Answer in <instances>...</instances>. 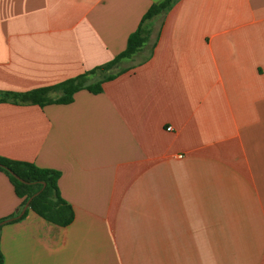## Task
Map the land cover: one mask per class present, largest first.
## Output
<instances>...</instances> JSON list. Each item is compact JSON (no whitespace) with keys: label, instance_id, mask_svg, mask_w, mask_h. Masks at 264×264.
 Masks as SVG:
<instances>
[{"label":"crops","instance_id":"obj_1","mask_svg":"<svg viewBox=\"0 0 264 264\" xmlns=\"http://www.w3.org/2000/svg\"><path fill=\"white\" fill-rule=\"evenodd\" d=\"M159 1L0 0V91L111 60ZM141 27L99 92L0 102V156L57 170L74 213L0 224L2 264H264V0H171ZM20 209L0 170V220Z\"/></svg>","mask_w":264,"mask_h":264},{"label":"trees","instance_id":"obj_2","mask_svg":"<svg viewBox=\"0 0 264 264\" xmlns=\"http://www.w3.org/2000/svg\"><path fill=\"white\" fill-rule=\"evenodd\" d=\"M170 2L171 0H161L151 4L142 15L138 27L129 34L125 48L111 60L52 85L36 87L25 91H0V102L33 103L38 105L51 102L68 103L72 100L74 92L78 89L86 88L94 93L99 92L101 90V83L104 80L111 79L117 73L126 70V67L115 69L119 61L123 58L131 57L148 39V31L141 27V23L164 11ZM97 72H101L100 78L88 83V75ZM51 91L58 93L56 96H50L49 93ZM0 170L6 174L13 185L15 194L21 199V208L28 198L31 197L28 204L29 209L45 220L60 226L67 225L72 221L74 216L73 209L60 196L57 187L59 176L57 170L40 167L33 162L10 159L3 156H0ZM25 214L26 210L19 218H22ZM14 219L12 218L11 220ZM2 262L3 256L0 251V264Z\"/></svg>","mask_w":264,"mask_h":264},{"label":"rangeland","instance_id":"obj_3","mask_svg":"<svg viewBox=\"0 0 264 264\" xmlns=\"http://www.w3.org/2000/svg\"><path fill=\"white\" fill-rule=\"evenodd\" d=\"M144 55V53L142 54H139V55H136L135 56V58L134 59H131V61H119V63L117 64V68L115 67V69H118V68H120V67H124V66H129V65H132V64H134L141 56H143ZM140 56V57H139ZM101 74V72L98 74V72H97V74H95V77H93V78H98L99 77V75ZM103 74V73H102ZM94 76V75H93ZM57 93L58 92H55V91H51L49 94H50V96H56L57 95Z\"/></svg>","mask_w":264,"mask_h":264},{"label":"water","instance_id":"obj_4","mask_svg":"<svg viewBox=\"0 0 264 264\" xmlns=\"http://www.w3.org/2000/svg\"><path fill=\"white\" fill-rule=\"evenodd\" d=\"M31 197L28 198V200L26 201V203L23 205V207L21 208L20 212L18 214H16V216L14 217H11V218H7V219H4V220H1L0 221V224L8 221V220H11L12 218H17L19 217L20 215H22L24 213V211L26 210V208L28 207V204H29V201H30Z\"/></svg>","mask_w":264,"mask_h":264},{"label":"built area","instance_id":"obj_5","mask_svg":"<svg viewBox=\"0 0 264 264\" xmlns=\"http://www.w3.org/2000/svg\"><path fill=\"white\" fill-rule=\"evenodd\" d=\"M170 128V127H169Z\"/></svg>","mask_w":264,"mask_h":264}]
</instances>
